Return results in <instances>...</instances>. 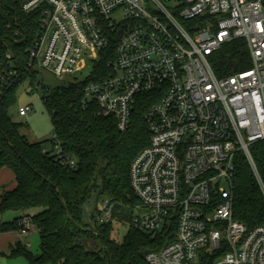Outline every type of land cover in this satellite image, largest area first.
Instances as JSON below:
<instances>
[{
    "label": "built area",
    "instance_id": "2783aa9c",
    "mask_svg": "<svg viewBox=\"0 0 264 264\" xmlns=\"http://www.w3.org/2000/svg\"><path fill=\"white\" fill-rule=\"evenodd\" d=\"M22 9L40 13L26 72L64 81L88 67L86 80L96 79L83 105L95 104L121 133L139 97L155 98L144 115L150 143L130 168L137 208L145 211L131 226L164 243L146 252V263L264 264V224L249 229L236 220L233 195L240 155L264 195L251 150L264 142V0H23ZM238 39L252 66L219 78L210 56ZM6 59L16 65L11 52ZM102 59L108 62L97 75ZM19 74L0 72V87ZM32 111L20 107L19 115ZM60 149L56 141L63 158ZM112 210L103 202L96 223L111 222ZM24 225L27 237L30 221Z\"/></svg>",
    "mask_w": 264,
    "mask_h": 264
},
{
    "label": "trees",
    "instance_id": "16d2710c",
    "mask_svg": "<svg viewBox=\"0 0 264 264\" xmlns=\"http://www.w3.org/2000/svg\"><path fill=\"white\" fill-rule=\"evenodd\" d=\"M22 2L0 0V72L20 73L11 85L0 87V170H11L17 181L16 189L1 199L0 216L9 211L21 215L12 222H1L0 234L22 232L28 219V233L35 229L39 235L40 253L36 255L18 243L10 257L23 256L28 264H147L146 252L162 246L161 238L135 230L130 215L124 219L129 224L127 233L118 241L112 221L99 225L96 216L100 201L113 206L112 218L120 207L133 212L139 205L131 188L130 168L150 143L144 115L155 98L139 97L131 126L121 133L114 119L98 114L95 104L83 105L85 88L96 79L94 75L83 82L58 86L42 98L55 139L29 143L9 117L17 103V88L27 80L32 86L36 82V73L25 68L40 33V13L24 12ZM9 52L16 64L12 67L6 59ZM107 62L102 59L95 74L100 75ZM210 62L219 78L252 66L243 39L224 44L210 56ZM56 141L63 158L55 155ZM46 144L51 150L44 152ZM251 150L264 182V142L254 144ZM66 157L76 162L73 168L63 164ZM233 184L234 218L249 229L264 224V195L243 155L238 158ZM117 218L123 219L122 213Z\"/></svg>",
    "mask_w": 264,
    "mask_h": 264
},
{
    "label": "rangeland",
    "instance_id": "374dc122",
    "mask_svg": "<svg viewBox=\"0 0 264 264\" xmlns=\"http://www.w3.org/2000/svg\"><path fill=\"white\" fill-rule=\"evenodd\" d=\"M36 73V72H35ZM91 73L87 67L82 72L75 75H69L64 81L59 80L56 76L48 71H39L33 74L36 77V82L31 85L30 80H27L23 85H20L16 91L17 103L9 111V117L13 123L17 124L20 134L26 138L29 143H42L53 138L54 129L50 117L45 109L42 98L45 93L61 85H68L70 83H77L85 81ZM31 106L33 111L26 117L19 115L20 107ZM47 151L51 150L50 144H46ZM103 202L98 203L99 211H101ZM92 209L90 207L89 211ZM38 212V211H33ZM145 211L137 207L131 211L128 208H118L115 213V218H112V226L115 231V237L118 241H122L128 230L126 220L130 215L141 216ZM122 213L123 219H118L117 215ZM20 214L15 212H6L2 218V222H12ZM9 236L0 235V264H28L23 256L10 257ZM21 241L27 246L28 250L34 254L40 253V238L37 232L33 230L26 238L24 235L19 237Z\"/></svg>",
    "mask_w": 264,
    "mask_h": 264
},
{
    "label": "crops",
    "instance_id": "0c3cea01",
    "mask_svg": "<svg viewBox=\"0 0 264 264\" xmlns=\"http://www.w3.org/2000/svg\"><path fill=\"white\" fill-rule=\"evenodd\" d=\"M44 152H47V150L44 149ZM16 187H17V181H16L15 174L7 168L1 169L0 170V203H1V199L4 195V193L14 191L16 189ZM1 222H2V218H0V223ZM33 230H35V229H32L30 231V233H32ZM35 232H37V231L35 230ZM0 235H8L9 236V238H8L9 248H10L9 252H11L12 247L16 246L18 243H22L23 245H25L21 241L22 239L19 238L23 235L22 232H20V233H6V234H0Z\"/></svg>",
    "mask_w": 264,
    "mask_h": 264
},
{
    "label": "water",
    "instance_id": "95a60500",
    "mask_svg": "<svg viewBox=\"0 0 264 264\" xmlns=\"http://www.w3.org/2000/svg\"><path fill=\"white\" fill-rule=\"evenodd\" d=\"M104 247V245H103V243L101 242V248H103Z\"/></svg>",
    "mask_w": 264,
    "mask_h": 264
}]
</instances>
